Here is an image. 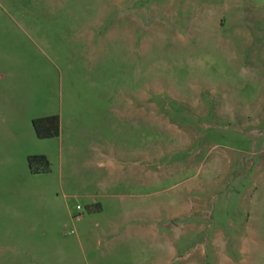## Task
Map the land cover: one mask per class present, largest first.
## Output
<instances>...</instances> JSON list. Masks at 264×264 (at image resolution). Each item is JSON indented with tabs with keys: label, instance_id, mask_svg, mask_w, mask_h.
<instances>
[{
	"label": "rangeland",
	"instance_id": "1",
	"mask_svg": "<svg viewBox=\"0 0 264 264\" xmlns=\"http://www.w3.org/2000/svg\"><path fill=\"white\" fill-rule=\"evenodd\" d=\"M7 143L49 155L40 202ZM0 264H264V0H0Z\"/></svg>",
	"mask_w": 264,
	"mask_h": 264
},
{
	"label": "crops",
	"instance_id": "2",
	"mask_svg": "<svg viewBox=\"0 0 264 264\" xmlns=\"http://www.w3.org/2000/svg\"><path fill=\"white\" fill-rule=\"evenodd\" d=\"M33 139V141H32ZM34 138L31 136V142L35 144ZM47 139V138H44ZM7 143V194L12 193V196L22 197L30 194L29 200L33 203L40 202L44 197L40 192L44 190V182L54 181V177L50 174V168L46 172L32 173L27 167L26 159L29 155L40 154L33 149H25L17 145ZM4 149V148H2ZM44 156H49L42 153ZM17 192V193H16ZM69 194L63 190L62 196L65 198ZM67 212V210H66ZM55 224H46L50 227L62 226L66 224V213L62 216L56 211ZM4 228L7 229L6 238H4L3 246L7 250V261L18 260V258H27L35 260V255L32 250L26 246L41 241L44 232L42 231L45 223L42 218H39L38 212L34 210H11L7 208V222L4 223ZM38 230L40 232L38 233ZM39 237V238H38ZM25 259V260H27Z\"/></svg>",
	"mask_w": 264,
	"mask_h": 264
},
{
	"label": "trees",
	"instance_id": "3",
	"mask_svg": "<svg viewBox=\"0 0 264 264\" xmlns=\"http://www.w3.org/2000/svg\"><path fill=\"white\" fill-rule=\"evenodd\" d=\"M32 127L37 138L44 139L58 136L60 123L58 115H50L32 120ZM27 167L32 173L46 172L49 170L47 158L42 154L29 155L26 159Z\"/></svg>",
	"mask_w": 264,
	"mask_h": 264
}]
</instances>
